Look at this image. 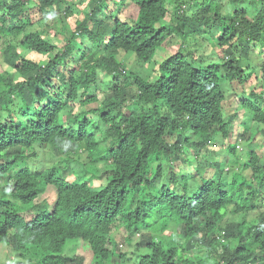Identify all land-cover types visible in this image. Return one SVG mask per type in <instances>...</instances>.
I'll list each match as a JSON object with an SVG mask.
<instances>
[{"label": "trees", "instance_id": "trees-1", "mask_svg": "<svg viewBox=\"0 0 264 264\" xmlns=\"http://www.w3.org/2000/svg\"><path fill=\"white\" fill-rule=\"evenodd\" d=\"M0 70V242L17 258L84 264L65 252L81 240L92 264H264V0H0ZM256 75L226 115L225 87Z\"/></svg>", "mask_w": 264, "mask_h": 264}, {"label": "rangeland", "instance_id": "rangeland-1", "mask_svg": "<svg viewBox=\"0 0 264 264\" xmlns=\"http://www.w3.org/2000/svg\"><path fill=\"white\" fill-rule=\"evenodd\" d=\"M77 3L79 4L80 3V0H76ZM86 5L83 4V5H80L79 9L81 11H83L85 9ZM79 19H83V14L80 13L78 15H76ZM32 20L34 23L37 24V28L39 30H42L43 28L45 29L46 26H47V23H48V20H47V23H46V20L41 22L40 24L38 23L40 20H41V17L38 16V15H32ZM68 23L70 25V32L75 30V27H76V24H75V20L73 18H70L68 19ZM46 24V25H45ZM55 28H59V31H61L62 29L60 28V25L59 24H55ZM56 30H51L50 31V35L51 38H53L54 40L58 41L59 39H63V35H59L55 32ZM68 36H69V32H68ZM217 52H221L220 49H217ZM29 55L30 58L34 59V60H41V57L38 56L37 54H34V53H31V54H27ZM124 58L129 66V68L132 70V71H135V72H138L142 75L145 74V68L142 64H139L136 62L135 60V57L134 56H129V55H124ZM252 59H253V63L255 62L257 65H261V63H263L262 59L258 57L257 54H254L252 56ZM2 66H3V71H7V70H10L9 67H7V65L3 64L2 62ZM1 71V70H0ZM262 76L260 75L259 78H257V75L252 77L251 80L248 81V84L245 85L244 87L243 86H240L237 82L235 84H229L227 87H225L226 89V92H227V101L225 102V110H227L228 112H231L235 109L238 108L239 106V100L242 95H247L249 94L252 89L256 86V82L257 81H262V79L260 80ZM102 84L100 86V91L99 92V96L100 98L102 99L103 98V95H102V91L105 92V90H108L110 89V87L113 85V83H111V79L106 76V74H102ZM94 90H96L95 87H93ZM97 92V90H96ZM264 99V98H263ZM264 101V100H263ZM96 107L95 104L91 105L90 107H88L87 109H90V108H94ZM236 123L239 127V133H241L243 130L242 128L239 126V124L241 123V120L238 119L236 120ZM234 130V128H233ZM232 130V131H233ZM236 137V134L233 136V139ZM231 142L233 143L234 140ZM264 143V142H263ZM262 143V145H263ZM217 145H215L213 147L214 150H216V155L213 154V152L210 154V155H214L212 159V161L214 160H217V159H221L224 160V161H227L228 160V156L224 150V146H222L221 144H218L216 143ZM261 144V143H260ZM222 148V149H220ZM246 145H241L240 147H238L239 151H243V150H246ZM264 149V148H263ZM262 149V147L260 146L258 148V151L261 152V154L264 155V150ZM219 155V156H218ZM224 157V159H223ZM47 199V197H46ZM54 198L50 197L48 198V201H52ZM172 230V228H171ZM173 231V230H172ZM172 231H169L170 233ZM150 234H154V230H151L149 231ZM174 234V233H173ZM116 239L117 241H119V243H121V246L120 248L122 247V244L124 242L123 240V234L122 233H118L116 235ZM160 239V238H159ZM73 241V240H71ZM131 243V241L129 240L128 241V244ZM181 243L183 244L184 241H181ZM74 244L72 245H69V246H66V252L68 251L70 254H74V255H79V256H83V259H84V264H92V259H93V256H92V253L89 252V250H85L82 248V245L80 246L79 248V251H77L75 248H73ZM72 247V248H71ZM186 256H189V257H192L193 259H196L197 258H200L202 256H208V253H207V249L206 248H197V249H194L193 251L192 250H188L187 251V254H185ZM15 257V259H14ZM0 264H27L25 263V260L24 259H21V258H16V256L14 255H10V250L8 249L7 246H5L4 243L0 242Z\"/></svg>", "mask_w": 264, "mask_h": 264}, {"label": "clouds", "instance_id": "clouds-1", "mask_svg": "<svg viewBox=\"0 0 264 264\" xmlns=\"http://www.w3.org/2000/svg\"><path fill=\"white\" fill-rule=\"evenodd\" d=\"M1 64H2V61H1ZM3 64H5L4 62H3ZM5 65H7V64H5ZM7 67H9L8 65H7ZM226 101H227V99H226ZM225 101V102H226ZM238 109V108H237ZM237 109H236V107H235V109L233 110V111H231V112H228L227 110H225V103H224V111H225V114L226 115H229V116H231V115H233V114H235V112L237 111ZM243 116V115H242ZM243 117H246V116H243ZM243 120V119H242ZM239 126L241 127V123L239 124ZM242 128V127H241ZM243 130V129H242ZM234 135L236 134V137H235V139L237 140V137H238V135H239V127H238V125H237V123H236V121H235V124H234ZM243 132V131H242ZM241 132V133H242ZM235 141V140H234ZM216 143H218V144H221L222 146H224V150H226V145H225V143L223 144L222 143V141L220 140V141H218V142H214V143H211L210 142V146H211V148L213 149V147L215 146V145H217ZM242 144H239L238 146H237V149H238V147H240ZM218 146V145H217ZM220 149H222V148H220ZM214 150V149H213ZM239 150V149H238ZM215 152H216V150H214ZM214 155H216V154H214ZM214 155H213V157H214ZM219 156V155H218ZM223 159H224V157H223ZM218 160V162L219 161H221L222 160V158L221 159H217ZM55 201V199H53L52 201H50L49 202V204H53V202ZM33 213H30V215H32ZM40 215V214H39ZM2 243H4L5 244V246H7L8 247V249L10 250V255H14V256H16L17 254L10 248V246L8 245V243L7 242H2ZM184 245H186V241H184V243H183ZM82 245V248H83V241H79L78 243H76V244H74L72 247L73 248H75L77 251H79V248H80V246ZM67 246V245H66ZM65 246V247H66ZM71 247V248H72ZM203 248H205L204 246H203ZM65 250H66V248H65ZM66 252V251H65ZM80 252V251H79ZM66 253H69L68 251L66 252ZM70 254V253H69ZM71 255H74V254H71ZM74 256H78V257H82L83 258V256H79V255H74ZM16 258H17V256H16ZM14 259H15V257H14ZM200 259V258H199ZM195 260V259H194ZM211 261H213V260H211Z\"/></svg>", "mask_w": 264, "mask_h": 264}]
</instances>
